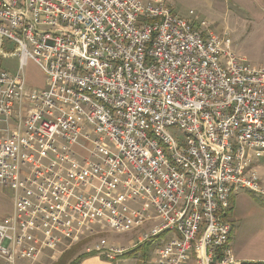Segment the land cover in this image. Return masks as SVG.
Here are the masks:
<instances>
[{"label":"built area","instance_id":"built-area-1","mask_svg":"<svg viewBox=\"0 0 264 264\" xmlns=\"http://www.w3.org/2000/svg\"><path fill=\"white\" fill-rule=\"evenodd\" d=\"M230 46L160 0H0V187L15 204L0 260L56 263L95 239L87 252L115 261L171 235L152 264H241L229 214L241 190L264 199V67ZM29 59L46 89L28 85ZM108 230L140 232L123 246Z\"/></svg>","mask_w":264,"mask_h":264},{"label":"rangeland","instance_id":"rangeland-1","mask_svg":"<svg viewBox=\"0 0 264 264\" xmlns=\"http://www.w3.org/2000/svg\"><path fill=\"white\" fill-rule=\"evenodd\" d=\"M160 1L171 7L175 15L191 20L198 26L205 23L206 29L229 38L231 41L229 51L246 66L250 68L264 67V3L262 0ZM18 65V59L14 57L4 60L3 63L4 68L10 73H15ZM24 73L28 85L33 89L41 90L46 87L47 78L33 60H27ZM171 132L179 136L182 135L176 129ZM253 167L264 177V158L256 159L253 162ZM247 194L250 196L248 210L264 212V199L251 192ZM12 210L13 193L9 189L0 187V222L10 215ZM139 232L117 234L112 230H108V234L107 236L104 235V238L128 246V241L137 238ZM94 240L80 243L84 246L79 249L77 256L88 253L87 249L94 243ZM150 248L153 247L148 244L143 248H139L131 259L141 260V257L142 259L145 258L144 255L150 251Z\"/></svg>","mask_w":264,"mask_h":264},{"label":"crops","instance_id":"crops-1","mask_svg":"<svg viewBox=\"0 0 264 264\" xmlns=\"http://www.w3.org/2000/svg\"><path fill=\"white\" fill-rule=\"evenodd\" d=\"M46 87H44L43 89H46ZM13 124L15 123L13 122ZM85 157V154L80 152L79 159L83 161ZM25 172H28L27 166H23V173ZM260 177L264 182V177H262L261 175ZM247 193L249 192L241 191L232 196L231 211L229 214V222L232 226L230 241L231 248L236 260H238L241 264H264V212L248 210V207H250L248 203L250 196ZM14 205L13 195V210L11 214L1 220L2 222L0 223L6 224L10 221V218L12 217L14 212ZM151 225H154V222L145 226V230H147ZM170 237L172 236L168 235L164 240L162 238L161 241L148 244L153 248H150V251L146 252V254L144 255L145 258L142 259L141 257V260L131 259L135 252L139 249L136 248L135 250L128 252L124 256L117 258L115 261H109L105 257L93 254L86 257L80 264H152L155 254L163 246L164 242ZM135 240L136 238L128 241V246L135 242ZM162 241L164 242L162 243ZM120 244L123 245L122 243ZM50 256L51 252L46 250L44 252V256L37 264H55V262L51 260ZM0 264L5 263L0 260ZM17 264L28 263L20 260Z\"/></svg>","mask_w":264,"mask_h":264},{"label":"trees","instance_id":"trees-1","mask_svg":"<svg viewBox=\"0 0 264 264\" xmlns=\"http://www.w3.org/2000/svg\"><path fill=\"white\" fill-rule=\"evenodd\" d=\"M264 3V0H262ZM84 246L83 244H78L71 248L70 250L66 251L62 258L56 262L55 264H80L86 257L91 256L93 254H82L78 255L79 249Z\"/></svg>","mask_w":264,"mask_h":264}]
</instances>
